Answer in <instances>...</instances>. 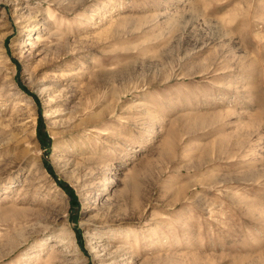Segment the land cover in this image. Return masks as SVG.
Instances as JSON below:
<instances>
[{
    "label": "rangeland",
    "instance_id": "obj_1",
    "mask_svg": "<svg viewBox=\"0 0 264 264\" xmlns=\"http://www.w3.org/2000/svg\"><path fill=\"white\" fill-rule=\"evenodd\" d=\"M0 264H264V0H0Z\"/></svg>",
    "mask_w": 264,
    "mask_h": 264
}]
</instances>
